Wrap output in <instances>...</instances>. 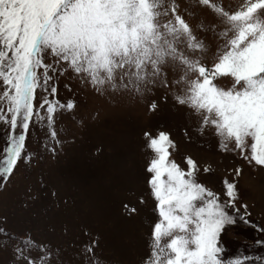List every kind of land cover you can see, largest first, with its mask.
<instances>
[{
	"label": "snow or ice",
	"instance_id": "1",
	"mask_svg": "<svg viewBox=\"0 0 264 264\" xmlns=\"http://www.w3.org/2000/svg\"><path fill=\"white\" fill-rule=\"evenodd\" d=\"M62 77L70 94L83 87L145 98L158 90L212 129L222 153L264 171V0H0V189L33 160V127L59 142L57 116L77 107L74 96H60ZM157 109L151 99L148 110ZM143 135L156 213L145 264H251L247 255L224 258L223 236L237 222L264 246V223L240 190L243 165L216 191L199 179L210 166L173 158L170 132ZM122 207L128 220L138 213L130 201ZM32 243L13 247L14 264H54L52 248L38 245L33 255ZM98 243L90 238L84 254L94 256Z\"/></svg>",
	"mask_w": 264,
	"mask_h": 264
},
{
	"label": "rangeland",
	"instance_id": "2",
	"mask_svg": "<svg viewBox=\"0 0 264 264\" xmlns=\"http://www.w3.org/2000/svg\"><path fill=\"white\" fill-rule=\"evenodd\" d=\"M228 2L235 7L243 0ZM67 82L60 79L59 94L74 96L77 107L57 116L59 142L46 134L45 126L33 127L27 144L33 160L22 163L0 189V264H14L13 247L29 238L33 255L41 244L54 250V264H89V259L92 264H145L156 216L144 170L153 155L145 131L170 132L176 143L173 158L184 166V157L190 155L201 167L210 166L212 171H201L199 179L216 191L225 177L231 178V168L243 165V199L253 219L264 223V171L222 153L213 130L201 129L189 109L164 102L158 90L145 98L100 95L83 87H74L70 94L63 86ZM151 99L158 102L155 112L148 110ZM6 139L0 127V149ZM129 201L138 209L132 220L125 218L122 207ZM258 236L237 222L223 236L224 258L247 255L251 264H264V246L254 243ZM90 238L99 243L95 255L87 257L84 248Z\"/></svg>",
	"mask_w": 264,
	"mask_h": 264
}]
</instances>
